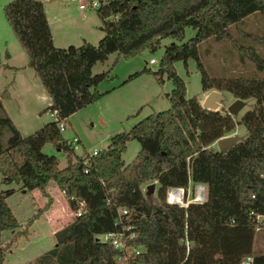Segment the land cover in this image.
Listing matches in <instances>:
<instances>
[{
    "label": "trees",
    "instance_id": "trees-1",
    "mask_svg": "<svg viewBox=\"0 0 264 264\" xmlns=\"http://www.w3.org/2000/svg\"><path fill=\"white\" fill-rule=\"evenodd\" d=\"M99 2L95 11L104 34L97 44L83 40L79 46L64 48L53 44L41 0H11L3 6L28 66L51 99L47 110L56 118L22 136L0 98L1 182L44 193L53 181L65 191L72 210L77 208L72 196L85 203L80 216L54 233L55 246L39 255L37 264H113L114 249L98 236L116 229L118 208L128 210L123 221L136 233L131 243L141 247L132 264H241L250 254L254 264H264V253L254 254L256 234L264 228V218L255 221L254 217L264 212V78L211 76L198 54L201 42L210 38L231 42L235 33L264 47V35L244 31L246 17L256 12L264 16V0ZM186 28L195 34L183 42ZM164 38L173 41L164 47L158 69L144 72L155 74L159 81L165 74L171 81L169 108L111 136L107 148L87 163L76 155L72 160L75 153L58 122L104 95L97 85L109 71L93 75L92 66L114 52L124 58L146 49L155 53ZM237 44L234 38L232 45L241 62L248 60L264 69V57L252 45ZM189 59L196 61L201 73L202 92L226 91L244 102L252 99L253 106L236 121L228 113L202 107L195 97L187 99L185 82L174 63L186 64ZM237 124L246 128L244 138L224 153L210 147ZM130 139L138 141L140 150L125 164L121 155ZM46 143L68 154L65 167L42 151ZM151 182L158 185L153 202L143 190ZM190 183L205 186L203 202H190L184 208L166 201L169 187L187 188ZM12 192L0 190V264L11 245L27 234L6 202ZM6 231L11 236L3 240Z\"/></svg>",
    "mask_w": 264,
    "mask_h": 264
},
{
    "label": "rangeland",
    "instance_id": "rangeland-1",
    "mask_svg": "<svg viewBox=\"0 0 264 264\" xmlns=\"http://www.w3.org/2000/svg\"><path fill=\"white\" fill-rule=\"evenodd\" d=\"M9 1L0 0V2L7 3ZM59 2L63 16L52 24L56 36V47L79 46L83 38L92 44H97L104 34L100 29L101 19L98 17L95 8L87 6L85 9H79L80 3L87 4L89 0H59ZM244 22L245 32L264 35V16L261 13L256 12L249 15ZM194 34V30L186 28L183 42ZM234 38L238 43L237 45L250 44L256 52L264 57V47L248 42L244 35L240 33H235L231 42L215 41L210 38L198 45V54L206 71L214 77L264 78V69L258 70L248 60L240 61L236 47L232 45ZM172 41L173 39L171 38H164L155 53H151L146 49L130 58H124L116 52L110 53L104 61H98L92 66L93 75L109 71V76L97 85V90L104 93L102 97L77 110L64 120L66 129L61 132L62 136L66 139L77 137L81 144V150H77L74 155H71L72 160L75 159V155H81L83 150L91 152L94 149L107 148L110 143V137L114 134L127 132L139 120L152 112L169 108L168 96L172 89L171 81L167 79L165 74L162 75V81H159L155 74L144 72V69L156 71L164 47ZM150 58H154L156 63L149 64ZM0 60L17 66L26 64V67H29L27 55L8 24L3 7H0ZM174 66L177 74L185 82L186 98L195 97L202 104L208 92H202L201 73L197 68L196 61L189 59L186 64L182 61H177ZM2 67L3 65H0V72ZM28 69L33 71L32 68ZM135 73L138 74L129 79V76ZM35 77H37L36 74ZM29 79L27 75L25 76L22 73L16 76L15 90L21 91L20 93L22 94H19L20 96L15 98L14 101L11 100V102L5 99L10 110L18 111L22 114L24 108H22L20 103L25 102L27 113L31 112L32 114L34 112L27 101L29 96L35 92V86L34 84L31 86ZM36 79L38 88L42 89L44 95H48L39 78ZM1 90H3V87L0 85ZM221 93L224 99L215 109L210 110H218L222 114H230L227 111V107L236 98L226 91ZM40 99V110L36 113V122L28 129H24L23 136L33 133L47 122L53 120L50 111L47 110L51 101L44 97ZM253 103L252 99L243 101V106L237 113L230 115L238 121L242 114L253 106ZM229 135L238 136L240 139L244 138L246 128L242 124H237ZM7 136L8 133L5 131L4 141ZM210 147L218 151L216 141ZM139 150L140 145L136 139L128 140L126 142V150L121 155L124 163L127 164L135 159ZM42 151L48 155H54L60 168L66 166L68 155L66 152L58 151L51 143H46L42 147ZM52 182L50 181L47 184L44 193L37 189L27 191L21 189V185L15 182H1L0 174V190H13L12 194L6 197V202L20 222V229H27V234L19 237L11 245L10 249L5 252L3 264H37L36 258L38 255L55 245V238L48 234L52 226L51 223L54 222L56 228H62L74 219L73 210L70 208L66 198L60 193V188L56 184L52 185ZM188 186L186 193L188 198H191L194 185L190 183ZM157 187L158 185L155 183L154 200H156ZM50 209L53 211L48 213L47 211H50ZM39 210H42L40 215L27 224L29 219L37 214ZM9 236V231L2 234L3 240H6ZM98 239L102 241L103 236H98ZM258 253H264V228L259 229L255 237L254 254Z\"/></svg>",
    "mask_w": 264,
    "mask_h": 264
},
{
    "label": "built area",
    "instance_id": "built-area-1",
    "mask_svg": "<svg viewBox=\"0 0 264 264\" xmlns=\"http://www.w3.org/2000/svg\"><path fill=\"white\" fill-rule=\"evenodd\" d=\"M87 6L91 8H98L100 6L99 0H89V3L79 4V9H85ZM156 60L154 58L149 59V64H155ZM53 118H56V113L51 112ZM59 130L62 132L66 129V124L64 120H59L58 122ZM69 146L72 151L75 153L77 150H81L80 140L77 137H73L72 139H68ZM83 149V148H82ZM100 150V149H99ZM98 149H94L91 152L82 151L81 155H77L83 163H87L90 156L96 155L99 151ZM87 172V170H85ZM193 194L191 198L187 196V188L182 187H169L167 189L166 201L169 204L178 205L180 207L186 208L190 202L193 203H201L205 200V186L203 184L197 183L193 184ZM60 193L66 198L67 195L64 190H60ZM77 203V208L73 210V216H80L85 211V203L82 199L74 198ZM128 214V210L126 208H118L117 216L114 219V225L116 226L115 230L109 231L101 236H103L104 242H107L115 251V255L113 257V264H132L134 258L140 254L141 247L136 246L131 243L133 239H135L136 233L132 225H128L124 223L123 218ZM255 221H258L264 218V212L261 215H255ZM258 227H256V230ZM186 245L188 243L186 242ZM241 264H254L253 255H246Z\"/></svg>",
    "mask_w": 264,
    "mask_h": 264
},
{
    "label": "crops",
    "instance_id": "crops-1",
    "mask_svg": "<svg viewBox=\"0 0 264 264\" xmlns=\"http://www.w3.org/2000/svg\"><path fill=\"white\" fill-rule=\"evenodd\" d=\"M4 1H8V0H4ZM41 1L43 3L44 11H45V14H46L47 19H48L50 32L52 35V41H53V44L56 46V44H55V39H56L55 37L56 36L54 34L52 24L57 19H61L63 16L61 4H60L59 0H41ZM5 3H7V2H0V7H3L5 5ZM81 16H83V14H81ZM83 40H86V39L83 38ZM0 65H3L2 71L0 72V85L3 87V90L0 91V98H1V101L4 105L5 110L7 111L8 115L12 119L14 125L17 127V129L20 131V133L23 136L24 135L23 134L24 129H28L33 123L36 122V113H38V111L40 110V106H39L41 104L40 98H43V97L48 98L50 101H51V99H50L49 95H44L41 88L40 89L38 88V86H37L38 83H37V79H36V78H38V76L36 75L37 77H35L36 73H33V72H35L33 68H32L33 71H30V69H28V68H31V67H26L27 66L26 64H24L22 66H17V65L12 64V63L11 64H9L7 62L4 63L1 60H0ZM19 73L25 74V76L27 75V77L30 78L29 83L31 84V86H33V84L35 86L34 94L29 96V99L27 100L30 103L29 105H31V107L33 109L32 111H34V112H32V114H31V112L27 113L28 112V111H26L27 108L25 110V104H26L25 102L20 103L22 105V108H24V110H22V112H23L22 114L18 111L10 110V108L7 106V104L5 102V99H7L9 102H11V100L14 101L15 98L20 96L19 94H22V93H20L21 91L15 90V79ZM50 114H51V112H50ZM51 184L54 185L55 183L52 182ZM54 193H55V191H54ZM51 209H52V207H51ZM51 209H50V211H47V212L48 213L52 212L53 210L51 211ZM57 223H59V221H57ZM51 224H52V226H51L50 232H48V234L52 235V237L54 238V233L57 230H59L61 227L56 228V225L54 222ZM10 236H11V233H10ZM49 249H51V248H49ZM49 249H47L46 251H48Z\"/></svg>",
    "mask_w": 264,
    "mask_h": 264
},
{
    "label": "water",
    "instance_id": "water-1",
    "mask_svg": "<svg viewBox=\"0 0 264 264\" xmlns=\"http://www.w3.org/2000/svg\"><path fill=\"white\" fill-rule=\"evenodd\" d=\"M224 99L223 94L217 90L209 91L202 101V107L208 109H215L218 104ZM243 106V101L236 98L228 107L227 111L230 114H235ZM240 138L235 135H226L216 140L219 152H226L237 140ZM155 190V182H151L144 187V194L149 202H153V193Z\"/></svg>",
    "mask_w": 264,
    "mask_h": 264
}]
</instances>
